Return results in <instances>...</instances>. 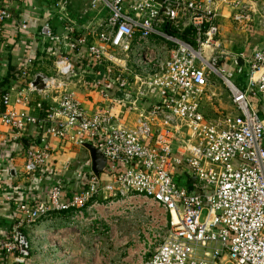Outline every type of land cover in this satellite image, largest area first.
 Masks as SVG:
<instances>
[{"label": "built area", "instance_id": "obj_1", "mask_svg": "<svg viewBox=\"0 0 264 264\" xmlns=\"http://www.w3.org/2000/svg\"><path fill=\"white\" fill-rule=\"evenodd\" d=\"M89 2L95 18L85 29L64 24L61 41L50 23L37 30L66 52L52 53L50 74L25 59L21 87L0 94V125L3 144L42 128L24 148L26 175L50 168L52 140L90 144L106 167L99 177L90 167L79 172L80 191L57 182L40 199L7 197L17 214L0 241V264H32L29 230L59 213L70 214L66 228L33 235L48 238L43 251L60 253L58 264L71 257L67 234L86 226L95 250L101 235L141 246L137 264H264V42L236 54L224 35L264 34V0ZM67 5L55 3L63 12ZM10 19L0 5V27ZM78 89L96 95L91 111ZM223 92L231 110L209 117L205 107ZM185 173L195 177L191 192Z\"/></svg>", "mask_w": 264, "mask_h": 264}, {"label": "crops", "instance_id": "obj_2", "mask_svg": "<svg viewBox=\"0 0 264 264\" xmlns=\"http://www.w3.org/2000/svg\"><path fill=\"white\" fill-rule=\"evenodd\" d=\"M60 0H0V5L8 10L11 19L0 27V82L7 77L10 67L21 69L27 57H32V68L51 73L52 53L66 52L61 46L60 38L64 37L63 26L73 23L80 29L91 25L95 13L91 11L90 0H68L66 10L60 11L55 3ZM44 23H50L52 31L60 41L40 40L36 32ZM21 25L26 29L21 30ZM68 53V52H67ZM70 53H68L69 55ZM49 60L51 68L47 69L45 62ZM24 68V67H23ZM22 81L9 79L5 83L6 89H18ZM12 96L14 95L11 93ZM84 107L91 111L97 97L93 93L85 94L79 91ZM42 128L31 127L27 129L24 140L27 142L41 135ZM8 137V130L0 125V241L4 239L5 232L10 228L16 218V210L12 203L6 202L7 197L13 202H22L27 199L42 198L54 183L61 182L68 191H80V184L76 175L83 169L90 167L89 155L83 148L73 147L69 143L52 140V156L48 170H38L33 175L22 176L23 149L19 143L3 144V139ZM29 143V142H28ZM16 170L13 173L8 170V161ZM68 213L56 214L51 222H40L29 230L31 241L32 264H58L61 254L55 256L53 251H43V246L48 245V238H33L45 229H63L69 225ZM90 226L84 228L82 235L69 240L63 249H68L71 257L68 264H137L139 261L141 246L134 251L121 247L117 240H110V236L101 235L97 249H93L94 239L89 234ZM117 232H122L125 240L131 239L132 229L127 225L120 224ZM132 247V246H131ZM131 253H127V251ZM1 264H13L10 258L4 259Z\"/></svg>", "mask_w": 264, "mask_h": 264}, {"label": "rangeland", "instance_id": "obj_3", "mask_svg": "<svg viewBox=\"0 0 264 264\" xmlns=\"http://www.w3.org/2000/svg\"><path fill=\"white\" fill-rule=\"evenodd\" d=\"M224 35L226 36V38H228L229 40L232 41V43L234 44V48H233V53L239 54V53H247L248 52V44H252L256 41L259 42H264V36H260V35H255V40H250V36L248 35H235V34H231V32L227 29L225 30ZM47 69L51 68L49 65V60L47 62H45ZM50 74V73H48ZM234 82H239L241 79H239V76H235L233 77ZM231 102L228 99V96L225 92H223L222 96L220 98H218L217 101L213 102V105H207L205 107V113L209 116V117H214L215 115H217L218 113H226L229 112L231 110ZM13 166L12 164H8L7 167ZM22 176H27L24 172L21 173ZM180 184H183V180H180L179 182ZM205 216V212H203L202 216H201V220H203Z\"/></svg>", "mask_w": 264, "mask_h": 264}, {"label": "water", "instance_id": "obj_4", "mask_svg": "<svg viewBox=\"0 0 264 264\" xmlns=\"http://www.w3.org/2000/svg\"><path fill=\"white\" fill-rule=\"evenodd\" d=\"M161 1V0H158ZM237 64L241 65L242 61L240 59H237ZM116 98L118 99H124V95L121 92L116 93ZM21 143L24 145V147H28L27 140L22 139ZM84 150L88 152L89 155V161H90V170L93 172V174L97 177H99L103 173V169L106 167V160L103 157L102 153L96 149L94 146L90 144H84L82 146ZM186 177V183H187V189L189 192L192 191V184L195 181V177H190L188 174H184Z\"/></svg>", "mask_w": 264, "mask_h": 264}, {"label": "trees", "instance_id": "obj_5", "mask_svg": "<svg viewBox=\"0 0 264 264\" xmlns=\"http://www.w3.org/2000/svg\"><path fill=\"white\" fill-rule=\"evenodd\" d=\"M259 35L264 36V34H262V33H260ZM254 38H255L254 34H252L250 37V40H253ZM68 56L73 61V63L75 64L77 69H81L83 67V63L79 59L75 58L74 53H70ZM20 72H21V69H19V68H16V67H10L9 68L6 79L4 81L0 82V94L4 93L6 91L5 83H7L9 79H18ZM260 114L264 117V114L262 112ZM37 128H39V127H37ZM18 146L21 149L24 148V145L22 143H19Z\"/></svg>", "mask_w": 264, "mask_h": 264}]
</instances>
